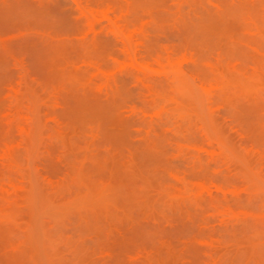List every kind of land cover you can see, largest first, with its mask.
I'll return each mask as SVG.
<instances>
[{"label": "rangeland", "instance_id": "374dc122", "mask_svg": "<svg viewBox=\"0 0 264 264\" xmlns=\"http://www.w3.org/2000/svg\"><path fill=\"white\" fill-rule=\"evenodd\" d=\"M0 264H264V0H0Z\"/></svg>", "mask_w": 264, "mask_h": 264}]
</instances>
